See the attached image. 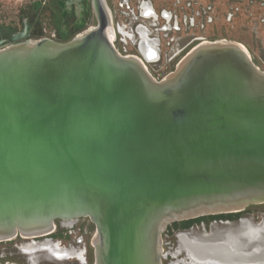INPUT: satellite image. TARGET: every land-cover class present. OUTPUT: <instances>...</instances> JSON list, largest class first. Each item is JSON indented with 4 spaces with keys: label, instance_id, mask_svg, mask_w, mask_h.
I'll list each match as a JSON object with an SVG mask.
<instances>
[{
    "label": "water",
    "instance_id": "obj_1",
    "mask_svg": "<svg viewBox=\"0 0 264 264\" xmlns=\"http://www.w3.org/2000/svg\"><path fill=\"white\" fill-rule=\"evenodd\" d=\"M91 7L66 41L0 47V242L86 217L93 264H163L169 224L264 202V70L215 40L157 79Z\"/></svg>",
    "mask_w": 264,
    "mask_h": 264
},
{
    "label": "flooded vegetation",
    "instance_id": "obj_2",
    "mask_svg": "<svg viewBox=\"0 0 264 264\" xmlns=\"http://www.w3.org/2000/svg\"><path fill=\"white\" fill-rule=\"evenodd\" d=\"M35 1H40L39 8L32 6ZM106 1L113 15L116 47L123 54L141 58L157 79L173 71L190 50L215 40L241 44L255 65L264 70V0ZM30 10L33 18L29 20L21 14L18 31L0 23V47L14 42L19 33L23 35L18 40L44 36L47 27L40 17L45 13L54 30L49 37L60 41L73 37L88 23L95 22L91 0H34ZM141 46L148 52L156 51V55L151 53L145 57ZM242 222L253 226L264 223V202L250 204L236 212L204 215L169 224L163 233V264H191L192 258L181 245L180 235L187 234L204 244L215 243L237 233V225ZM93 232L94 225L86 217L72 221L58 219L53 232L46 236L35 239L17 236L0 242V262L93 264ZM257 236L231 252L237 251L236 256L249 255L251 261L255 255L256 262L264 263V234ZM30 243H48V246L67 253L66 257L47 256L42 250L37 259L32 260L25 249Z\"/></svg>",
    "mask_w": 264,
    "mask_h": 264
},
{
    "label": "bare ground",
    "instance_id": "obj_3",
    "mask_svg": "<svg viewBox=\"0 0 264 264\" xmlns=\"http://www.w3.org/2000/svg\"><path fill=\"white\" fill-rule=\"evenodd\" d=\"M236 231L237 233H234V235L232 234V236H228L226 239L221 238L222 240L214 241L215 243L210 244H204L203 241L199 242L195 237L188 236L187 234L180 235V242L191 256V264H237L238 261H240L239 264H264L261 261L256 262L255 257L257 256L255 255L251 261L250 257H248L249 255L236 256L235 253L237 251L235 253L231 252V250L241 247L239 245L244 242L246 243L247 240H253V238L258 237L257 235L264 234V223L253 226L247 224V222L246 224L242 222L237 225ZM25 249L30 253L32 260L37 259L39 251L42 252V250L46 251L47 256H56L58 258L66 257L65 255L67 254L48 246V243H30ZM251 254L253 255V253Z\"/></svg>",
    "mask_w": 264,
    "mask_h": 264
},
{
    "label": "rangeland",
    "instance_id": "obj_4",
    "mask_svg": "<svg viewBox=\"0 0 264 264\" xmlns=\"http://www.w3.org/2000/svg\"><path fill=\"white\" fill-rule=\"evenodd\" d=\"M32 1L34 0H0V23L3 25L14 27L17 31L20 30L21 14H24V16H28L29 20L33 18V14L30 10V4ZM40 21L44 22L47 27L46 34L44 36L51 35L49 32V29H51V24H49L50 20L46 17V13L40 17ZM88 24L84 28L89 26ZM92 24H94L93 21Z\"/></svg>",
    "mask_w": 264,
    "mask_h": 264
},
{
    "label": "trees",
    "instance_id": "obj_5",
    "mask_svg": "<svg viewBox=\"0 0 264 264\" xmlns=\"http://www.w3.org/2000/svg\"><path fill=\"white\" fill-rule=\"evenodd\" d=\"M34 5H32V6H34V7H36V8H39V6H40V1H35L34 3H33ZM68 39H70V38H68ZM68 39H66V40H68ZM66 40H63V41H66Z\"/></svg>",
    "mask_w": 264,
    "mask_h": 264
},
{
    "label": "built area",
    "instance_id": "obj_6",
    "mask_svg": "<svg viewBox=\"0 0 264 264\" xmlns=\"http://www.w3.org/2000/svg\"><path fill=\"white\" fill-rule=\"evenodd\" d=\"M115 36H116V32H115V27H114V41H115ZM124 40V39H123ZM115 43V42H114ZM120 51V50H119Z\"/></svg>",
    "mask_w": 264,
    "mask_h": 264
},
{
    "label": "crops",
    "instance_id": "obj_7",
    "mask_svg": "<svg viewBox=\"0 0 264 264\" xmlns=\"http://www.w3.org/2000/svg\"><path fill=\"white\" fill-rule=\"evenodd\" d=\"M49 30H50V31H49L50 33H51V32L54 33V30H53V29H49Z\"/></svg>",
    "mask_w": 264,
    "mask_h": 264
}]
</instances>
